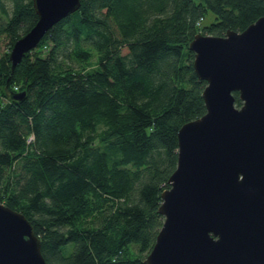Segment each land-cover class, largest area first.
Wrapping results in <instances>:
<instances>
[{"label": "trees", "instance_id": "16d2710c", "mask_svg": "<svg viewBox=\"0 0 264 264\" xmlns=\"http://www.w3.org/2000/svg\"><path fill=\"white\" fill-rule=\"evenodd\" d=\"M80 1L11 71L37 14L0 0V200L30 220L47 264H144L177 131L205 112L189 41L243 30L264 0Z\"/></svg>", "mask_w": 264, "mask_h": 264}, {"label": "water", "instance_id": "95a60500", "mask_svg": "<svg viewBox=\"0 0 264 264\" xmlns=\"http://www.w3.org/2000/svg\"><path fill=\"white\" fill-rule=\"evenodd\" d=\"M32 4L37 19L12 43L11 71L81 1ZM189 48L206 82L205 112L177 131L176 166L158 206L163 221L143 263L264 264V15L241 31L198 32ZM0 264H47L30 220L1 200Z\"/></svg>", "mask_w": 264, "mask_h": 264}, {"label": "rangeland", "instance_id": "374dc122", "mask_svg": "<svg viewBox=\"0 0 264 264\" xmlns=\"http://www.w3.org/2000/svg\"><path fill=\"white\" fill-rule=\"evenodd\" d=\"M195 1H200V0H195ZM7 5H8V7L10 8V2H7ZM212 12L211 11H209L208 13H207V15L205 16V18H204V20H203V22L204 23H208L211 19H212ZM5 45H3V47H4ZM71 244V243H70ZM69 244V245H70ZM66 253H68L69 251L68 250H66L65 251Z\"/></svg>", "mask_w": 264, "mask_h": 264}]
</instances>
